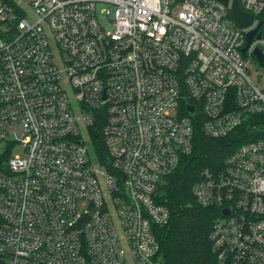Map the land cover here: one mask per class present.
I'll use <instances>...</instances> for the list:
<instances>
[{"label":"built area","instance_id":"1","mask_svg":"<svg viewBox=\"0 0 264 264\" xmlns=\"http://www.w3.org/2000/svg\"><path fill=\"white\" fill-rule=\"evenodd\" d=\"M226 1L0 0V263L161 264L201 131L242 141L192 187L216 264H264V0H238L247 28Z\"/></svg>","mask_w":264,"mask_h":264},{"label":"trees","instance_id":"2","mask_svg":"<svg viewBox=\"0 0 264 264\" xmlns=\"http://www.w3.org/2000/svg\"><path fill=\"white\" fill-rule=\"evenodd\" d=\"M104 122L99 119L88 129L89 145L102 163L107 159L102 135ZM241 142L236 135L214 139L198 132L194 153L164 185L171 220L159 228L157 235L161 264H216L210 235L221 211L218 207L200 205L192 194V187L203 168L219 166Z\"/></svg>","mask_w":264,"mask_h":264},{"label":"water","instance_id":"3","mask_svg":"<svg viewBox=\"0 0 264 264\" xmlns=\"http://www.w3.org/2000/svg\"><path fill=\"white\" fill-rule=\"evenodd\" d=\"M225 3H228V2L225 0ZM232 12H233L234 18L242 27L247 28L253 24L254 18L250 14L245 13L240 9L239 4H238V0H234L233 5H232ZM261 25H262V23H259L258 27L248 34V42H247V46L244 49V51L247 50L250 47V45L252 44V42L255 38V35H256L258 29L261 27ZM260 37H261V35L258 34L257 38L260 39ZM255 54L261 63L264 62V56L262 55V53L258 49L255 50ZM190 111L191 112L193 111L192 107L190 108ZM223 213L226 214V213H228V211L224 210Z\"/></svg>","mask_w":264,"mask_h":264},{"label":"rangeland","instance_id":"4","mask_svg":"<svg viewBox=\"0 0 264 264\" xmlns=\"http://www.w3.org/2000/svg\"><path fill=\"white\" fill-rule=\"evenodd\" d=\"M255 70L253 71V74H252V78L258 82L260 81L262 84H264V67L262 66H256V68H254ZM71 97V100L73 102V98L72 96ZM82 134L84 136L85 139H88V130L84 127H82ZM14 154L15 155H22V152L20 150V148H17L15 151H14Z\"/></svg>","mask_w":264,"mask_h":264}]
</instances>
